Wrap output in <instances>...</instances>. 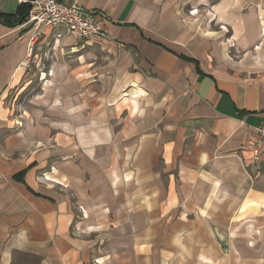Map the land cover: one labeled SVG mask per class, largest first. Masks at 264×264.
<instances>
[{"label": "crops", "instance_id": "obj_1", "mask_svg": "<svg viewBox=\"0 0 264 264\" xmlns=\"http://www.w3.org/2000/svg\"><path fill=\"white\" fill-rule=\"evenodd\" d=\"M77 1L0 21V264H264V0Z\"/></svg>", "mask_w": 264, "mask_h": 264}, {"label": "built area", "instance_id": "obj_2", "mask_svg": "<svg viewBox=\"0 0 264 264\" xmlns=\"http://www.w3.org/2000/svg\"><path fill=\"white\" fill-rule=\"evenodd\" d=\"M20 4L29 6L25 25L35 29L32 41H35L37 33L44 26L56 28L62 26L67 34L80 39L95 37L97 39L108 38L102 20L95 19L94 12L86 10L77 0H17ZM61 36V35H60ZM32 46H30V52ZM257 140L255 145V159L259 151L264 148V123L256 128ZM49 178V176H44Z\"/></svg>", "mask_w": 264, "mask_h": 264}, {"label": "rangeland", "instance_id": "obj_3", "mask_svg": "<svg viewBox=\"0 0 264 264\" xmlns=\"http://www.w3.org/2000/svg\"><path fill=\"white\" fill-rule=\"evenodd\" d=\"M190 14H197L198 9H191L189 11ZM26 78H24L25 81ZM31 87L27 90H24L22 93H18V88H13L8 92L6 102L9 106V114L12 117H20L25 114V110L28 108L29 99L32 98L33 92H37L44 85V82L39 79H35L33 83H31ZM29 98V99H28ZM79 210L81 213L83 212V207L79 206Z\"/></svg>", "mask_w": 264, "mask_h": 264}, {"label": "trees", "instance_id": "obj_4", "mask_svg": "<svg viewBox=\"0 0 264 264\" xmlns=\"http://www.w3.org/2000/svg\"><path fill=\"white\" fill-rule=\"evenodd\" d=\"M22 5L25 7L24 11L21 14V16H19L15 21H14V18L16 15H10V14H0V21H2L4 24L9 25V26L22 23L25 20L28 9H29V6L27 4H22Z\"/></svg>", "mask_w": 264, "mask_h": 264}]
</instances>
